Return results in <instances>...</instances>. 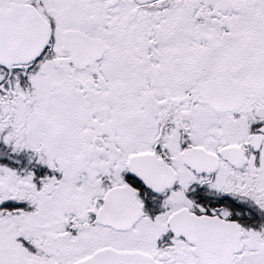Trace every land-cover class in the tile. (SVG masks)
Returning a JSON list of instances; mask_svg holds the SVG:
<instances>
[{
  "label": "snow or ice",
  "instance_id": "obj_1",
  "mask_svg": "<svg viewBox=\"0 0 264 264\" xmlns=\"http://www.w3.org/2000/svg\"><path fill=\"white\" fill-rule=\"evenodd\" d=\"M0 264H264V0H0Z\"/></svg>",
  "mask_w": 264,
  "mask_h": 264
}]
</instances>
